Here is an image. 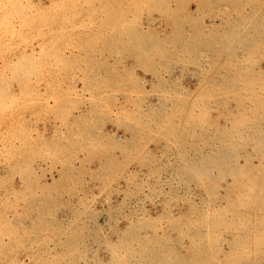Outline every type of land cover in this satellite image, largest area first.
Wrapping results in <instances>:
<instances>
[{
	"label": "rangeland",
	"instance_id": "rangeland-1",
	"mask_svg": "<svg viewBox=\"0 0 264 264\" xmlns=\"http://www.w3.org/2000/svg\"><path fill=\"white\" fill-rule=\"evenodd\" d=\"M216 1L204 5L199 0H0V264H108L113 260L111 256L115 259L113 264L123 258L133 264H142V258L139 260L136 252L141 246L133 238L141 232L157 233L160 240L152 248L161 250V246L173 260L178 256L189 260L201 247L204 254L201 252L202 256L198 258L203 264H264V227L259 226L264 225V219L259 220L264 218V200L256 199L257 202L251 199L254 200L251 202L247 197L246 203V198L238 200L235 193L225 191L223 194V184L229 176H222V171L214 167L207 171L211 175L205 177L199 175L203 170L196 171L199 163H212L199 160L217 142L216 137L220 138L219 132L223 131L221 127L225 119L223 115L217 118V114L224 113L227 108L237 104V96L233 94L235 89L226 83H219L214 91L203 85L216 77L219 71L225 72L224 62L237 60L238 66L244 70L247 62L251 63L256 57L255 60H259L256 62L264 66V51H256L251 58L246 57L248 59L243 55H239L237 59L232 58L228 50H223L225 48L218 39L222 37L214 30L211 32V27L203 26L212 20L214 24L219 22V15L223 14L225 5ZM198 30L201 39L197 38ZM133 33L143 36L142 47L137 49L141 57L134 56V49H130L135 45L134 39H131ZM202 38L206 39L202 41ZM249 59L252 60L248 61ZM242 90L244 89L236 92H244ZM204 92L208 95L204 96ZM177 96L178 99L175 98ZM200 103L207 106L201 109L198 107ZM168 106H173L170 107L172 111ZM197 108L204 111V114ZM83 109L88 127L93 133L87 139L88 146L90 150L97 152L95 156L98 163L95 168L89 167L92 162L84 168L87 164L85 161H66L64 147L56 151L54 146H50L45 132L38 130L37 124L43 120H54L59 127L69 128L74 122L72 118L82 115ZM168 113H172L174 117ZM169 117L173 120L172 123ZM192 121L195 122L190 126ZM201 122L204 125L200 133ZM170 124L174 125L170 127ZM245 124L244 122V132H251L245 128ZM113 127L116 129L112 130ZM167 128H170L171 133L173 128L177 130L172 135ZM214 128L216 129L213 130ZM178 131L183 134L179 133L177 136ZM245 133V139L238 140L243 139L245 142L242 148L234 151L233 163L236 161L245 164L249 159L255 164L262 162L254 143L250 141L252 138H248V133ZM61 135L64 142L69 139L79 140L81 137L78 132H62ZM181 136L184 140L178 139ZM83 140L86 142L85 138ZM109 141L112 142L110 148L105 146ZM139 141L141 145L138 144ZM180 145L183 149L185 146V149L182 150ZM116 150H121L120 160L113 155ZM247 156L250 157L246 159ZM191 163L195 165L194 171L190 168ZM181 166L189 167L193 172L189 168L188 171L184 170ZM183 171L190 173L187 175ZM217 172L221 174V178ZM189 176L197 177L195 180L199 181L188 179ZM212 178L216 181L213 182ZM177 180H180L179 183ZM216 190H219L218 194ZM233 195L234 200L242 202L243 206L234 204L233 201L231 205L226 200ZM223 204H226L224 209ZM236 217L242 222H238ZM144 218L145 222L148 218L150 221L146 228L145 222H141ZM230 221L233 223L228 224ZM138 222L142 225H138ZM202 234L209 235L205 237ZM219 237L221 241L218 242ZM240 237L245 239L242 238L236 246L228 243ZM132 250H136V253L131 258L128 257L129 260L125 254ZM236 250H240L238 254L241 256ZM135 258L139 260L138 263ZM228 259L233 262L230 263Z\"/></svg>",
	"mask_w": 264,
	"mask_h": 264
},
{
	"label": "bare ground",
	"instance_id": "bare-ground-1",
	"mask_svg": "<svg viewBox=\"0 0 264 264\" xmlns=\"http://www.w3.org/2000/svg\"><path fill=\"white\" fill-rule=\"evenodd\" d=\"M197 1V0H196ZM216 1V0H215ZM214 0H199V2L201 3V4H204L205 5V3H206V5H208L209 3L211 4V3H213V2H215ZM219 2L221 3V4H223V6H224V8H223V14H220L219 15V17H220V20H219V22L217 23V24H214L213 23V20L212 21H210L208 24H204L203 26L204 27H211L209 30L212 32V30H214V32L215 33H217L219 36H221L222 37V39L221 38H218L219 39V41L221 40V42L220 43H222L221 45L225 48V49H223V50H228L229 51V54L232 56V58H238V57H240L239 55H243L244 56V58H246V57H250L251 58V56L253 55V53L254 52H256V51H261V53H262V51H264V0H218V1H216V3H218L219 4ZM175 3V2H174ZM208 3V4H207ZM176 4V3H175ZM166 5V4H165ZM197 5V4H196ZM189 8V7H188ZM197 8V7H196ZM162 10V9H161ZM182 10V9H181ZM180 10V11H181ZM165 11V10H164ZM169 12V11H168ZM202 11H200V13H201ZM203 13V12H202ZM171 17V16H170ZM189 17V16H188ZM174 20V19H173ZM188 20V19H187ZM181 21V20H180ZM191 23V22H190ZM213 23V24H212ZM183 24V23H182ZM196 24V23H195ZM176 26V25H175ZM118 27V26H117ZM123 29V28H122ZM141 29V28H140ZM151 29V28H150ZM184 29V28H183ZM205 29H207V28H205ZM139 30V29H138ZM191 30V29H190ZM201 31H202V29H200ZM200 30H198L197 32H198V36H197V38H200L199 37V33H200ZM142 31V30H141ZM171 31V30H170ZM204 31V30H203ZM202 31V32H203ZM195 32V31H194ZM206 32V31H205ZM205 32H203L205 35H208L207 34V32L205 33ZM214 32H213V34H214ZM127 33V32H126ZM136 33V32H135ZM151 33V32H150ZM172 33H174V32H172ZM134 34V33H133ZM154 34V33H153ZM153 34H151V35H153ZM201 34V33H200ZM126 35V34H125ZM176 35V34H175ZM204 35V36H205ZM110 36V35H109ZM122 36V35H121ZM123 36H124V33H123ZM129 36V35H128ZM133 36V35H132ZM217 36V35H216ZM218 36V37H219ZM102 37V36H101ZM117 37V36H116ZM143 36H139V33H138V35L137 34H134V36L131 38V39H134L133 41H135L134 42V46L131 44V43H129V44H131V47L132 48H130V45L128 44V46H129V48L130 49H134V50H132V51H134V52H132V54L134 55V56H140L141 57V55L139 54V52H138V50L137 49H141V43H142V41H143V38H142ZM172 37V36H171ZM174 37V36H173ZM186 37H187V35H186ZM213 37H215V35L213 36ZM212 37V38H213ZM127 38H129V37H127ZM99 39V38H98ZM113 39V38H112ZM146 39V38H145ZM175 39V38H174ZM173 39V40H174ZM181 39V38H180ZM187 39V38H186ZM201 39V38H200ZM203 39V38H202ZM206 38H204L202 41H204ZM215 39H217V38H215ZM129 40V39H128ZM165 40V39H164ZM130 41V40H129ZM133 41H132V43H133ZM181 41V40H180ZM211 41H213L212 39H211ZM217 41V40H216ZM219 41H217L218 43H219ZM188 42V41H187ZM207 42H209V39L207 40ZM214 42V41H213ZM120 43V42H119ZM125 43H126V41H125ZM173 43V42H172ZM204 43H206V41L204 42ZM123 44V43H122ZM161 44V43H160ZM163 44H164V42H163ZM216 46L218 45V44H216V43H214ZM110 45L112 46V44L110 43ZM109 45V46H110ZM116 45V44H115ZM121 45V44H120ZM170 45V44H169ZM178 45H179V43H178ZM189 45V44H188ZM210 45V44H209ZM220 45V46H221ZM160 46V45H159ZM158 45L156 46V47H159ZM182 46V45H181ZM187 46V45H186ZM204 46V45H203ZM215 46V47H216ZM125 47V46H124ZM124 47H123V49H122V51H124ZM175 47H176V45H175ZM210 47V46H209ZM218 47V46H217ZM114 48V47H113ZM151 48V47H150ZM160 48V47H159ZM173 48V47H172ZM184 48V47H183ZM190 48H191V46H190ZM205 48H206V46H205ZM211 48V47H210ZM219 48V47H218ZM181 49V48H180ZM185 49V48H184ZM211 49H213V48H211ZM222 49V48H221ZM220 49V50H221ZM40 50V49H39ZM93 50V49H92ZM160 50V49H159ZM176 50V49H175ZM178 50H179V46H178ZM187 50V49H186ZM189 50V49H188ZM126 51V50H125ZM190 51V50H189ZM218 51V50H217ZM91 52V51H90ZM99 52V51H98ZM176 52V51H175ZM182 52V51H181ZM191 52V51H190ZM213 52V51H212ZM219 52V54H222V53H220V51H218ZM222 52V51H221ZM226 52V51H225ZM225 52H224V55H225ZM44 53V52H43ZM95 53V52H94ZM180 53V52H179ZM49 54V53H48ZM47 54V55H48ZM187 54V53H186ZM211 54V53H210ZM255 54V53H254ZM176 55V54H175ZM179 55V54H178ZM167 56V55H166ZM183 56V55H182ZM228 56V55H227ZM129 57V56H128ZM168 57V56H167ZM171 57V56H170ZM175 57V56H174ZM230 57V56H229ZM228 57V58H229ZM253 58V57H252ZM256 58V57H255ZM255 58L252 60V59H249L248 61H250V60H252V61H250L251 63H248L247 62V64H246V68L244 69V70H241V68H240V66H238V63H237V60H235V61H233V60H231V61H229L230 60V58H229V62H224V69H225V72L223 73L222 71H219V73H218V75L216 76V77H214V78H212V79H210V80H208L207 81V83H208V85H207V83L206 84H204L203 85V87L205 88V87H210V88H212V90L214 91V89H217L218 87H219V83H226V85L228 86H230V88H232V89H235V92H233V94L235 95V96H237V104L235 105V106H233V107H231V108H227L226 109V112H224V113H221V112H219L218 114H217V118H220V116L221 115H223V117H224V119H225V121H224V123H223V125H222V129H223V131L222 132H219V137L220 138H218L217 139V137H216V140H217V142L215 141V143L214 144H212V148L209 146V148H211V149H209L208 151L206 150V152L201 156V159L199 160V161H201V160H206L205 162H208V161H211L212 163L210 164V165H204V164H202V165H200V163L197 165V169H196V171L197 172H201V170H203L200 174L199 173H196V174H199V175H201V176H209V174H210V172H207V171H210L211 169V167H214V168H216V170H218V171H222V176H229V178L228 179H226L225 180V182H224V191H222L223 192V194H225L226 192L228 193V192H230L231 194L232 193H235L236 194V196L238 197V200H243V199H245L246 198V203H248V200H249V198H250V200L249 201H251V199H258V200H260V199H262V200H264V66H260L259 65V63H257L256 61H259V60H255ZM140 59V58H139ZM164 59V58H163ZM172 59H173V57H172ZM179 60H180V58H178ZM246 59H248V58H246ZM26 60V59H25ZM142 60V59H141ZM255 60V61H254ZM261 60H262V58H261ZM23 61V60H22ZM26 61H28V59L26 60ZM161 61V60H160ZM167 61V60H166ZM254 61V62H253ZM99 62V61H98ZM102 62V61H101ZM113 62H115L114 60H113ZM112 62V63H113ZM138 62V61H137ZM162 62V61H161ZM173 62V61H172ZM24 63V62H23ZM103 63V62H102ZM111 63V64H112ZM145 63V62H144ZM27 64V63H26ZM257 64V65H256ZM21 65V64H20ZM24 65H25V63H24ZM49 65V64H48ZM142 65V64H141ZM155 65H158V64H155ZM165 65V64H164ZM256 65V66H255ZM23 66V65H22ZM105 66V65H104ZM108 66V65H107ZM21 67V66H20ZM106 67V66H105ZM148 67V66H147ZM23 68V67H22ZM30 68V67H29ZM34 69V68H33ZM107 69V68H106ZM151 69V68H150ZM30 70V69H29ZM31 70H32V68H31ZM148 70V69H147ZM163 70V69H162ZM222 70V69H221ZM27 71V70H26ZM25 71V72H26ZM130 71V70H129ZM146 71V70H145ZM200 71V70H199ZM108 73V72H107ZM119 73V72H118ZM15 74V73H14ZM19 74V73H18ZM21 74V73H20ZM26 74V73H25ZM32 74V73H31ZM16 75V74H15ZM180 76V75H179ZM13 77H14V75H13ZM34 78V77H33ZM89 78V77H88ZM116 78V77H115ZM163 78V77H162ZM105 79V78H104ZM120 79V78H119ZM172 79V78H171ZM174 79V78H173ZM92 80V79H91ZM96 83H97V81H96ZM156 83V82H155ZM177 84V83H176ZM90 85V84H89ZM169 85V84H168ZM224 85V84H223ZM172 86V85H171ZM221 86V85H220ZM144 87V86H143ZM142 87V88H143ZM173 87V86H172ZM202 87V86H201ZM210 88H209V90H210ZM1 89V88H0ZM155 89V88H154ZM231 89V90H232ZM240 89H244V90H242V91H244V92H240V91H237L236 92V90H240ZM4 90V89H3ZM161 90V89H160ZM182 90V89H181ZM208 90V89H207ZM208 90V91H209ZM211 91V90H210ZM165 92V91H164ZM224 92V91H223ZM167 93V92H166ZM215 93V92H214ZM213 93V94H214ZM228 93V92H227ZM148 94V93H147ZM167 94H169V93H167ZM208 95V93H205L204 92V96L205 95ZM212 94V93H211ZM222 94V93H221ZM177 95V94H176ZM196 95V94H195ZM199 95V94H198ZM215 95V94H214ZM228 95V94H227ZM170 96V95H169ZM180 96V95H179ZM200 96V95H199ZM203 96V97H204ZM216 96V95H215ZM222 96V95H221ZM220 96V97H221ZM182 96H180V98H181ZM195 97V96H194ZM197 97V96H196ZM229 97V96H228ZM232 97V96H231ZM80 98V97H79ZM165 98V97H164ZM171 98H173V96L171 97ZM175 98H177L178 99V96L177 97H175ZM183 98V97H182ZM199 98V97H198ZM192 99V98H191ZM195 99V98H194ZM216 99V98H215ZM214 99V100H215ZM229 99V98H228ZM227 99V100H228ZM196 100V99H195ZM197 100H199V99H197ZM202 100V99H201ZM200 100V101H201ZM206 100H208V97H206V99H205V101ZM225 100V99H224ZM232 100V99H231ZM168 101V100H167ZM199 101V102H200ZM219 101V100H218ZM158 102V101H157ZM161 102V101H160ZM172 102V101H171ZM171 102L169 103V105L171 104ZM179 102V101H178ZM186 102V101H185ZM194 102H196V101H194ZM207 102V101H206ZM216 102V101H215ZM229 102H230V100H229ZM165 103V102H164ZM177 103V102H176ZM176 103H172V105H175ZM193 103V102H192ZM202 103V102H201ZM200 103V106H198V107H200L201 109H202V107H204V106H202V104ZM212 103V102H211ZM222 103V102H221ZM102 104V103H101ZM148 104V103H147ZM178 104V103H177ZM188 104H190V103H188ZM196 104H197V102H196ZM204 104V103H203ZM226 104V103H225ZM162 105H164V104H162ZM162 105H160V106H162ZM167 105V104H166ZM185 105H186V103H185ZM191 105V104H190ZM215 105V104H214ZM181 105H179V107H180ZM207 106V105H206ZM169 107V106H168ZM171 108L173 107V106H170ZM169 107V109H170V111H172V109ZM176 107V106H175ZM193 107H194V104H193ZM196 107V106H195ZM145 108V107H144ZM148 108V107H147ZM155 108V107H154ZM177 109V108H176ZM182 109H183V106H182ZM191 109V108H190ZM198 109V108H197ZM197 109H195V111L197 110ZM205 109V108H204ZM207 109V108H206ZM208 109H210L211 110V108H208ZM216 109V108H215ZM80 110V109H79ZM85 110V109H84ZM165 109L163 108V111H164ZM179 111H180V109H178ZM189 110V109H188ZM198 110H200V109H198ZM221 110V109H220ZM142 111V110H141ZM162 111V113L161 114H163L164 112ZM185 111V110H184ZM194 111V112H195ZM201 111V113L202 114H204L203 112L204 111H202V110H200ZM146 112V111H145ZM148 112V111H147ZM186 112H187V110H186ZM189 112V111H188ZM187 112V113H188ZM194 112H191V113H194ZM198 112V111H197ZM211 112V111H210ZM213 112V111H212ZM211 112V113H212ZM111 113V112H110ZM173 113V112H172ZM172 113H168V115H170L171 117H172ZM177 112L175 111V114H176ZM190 113V112H189ZM199 113V112H198ZM85 114V113H84ZM147 113H145V115H146ZM172 114V115H171ZM184 114H186V113H184ZM195 115H197L196 113H194ZM164 115H167V114H164ZM179 115V114H178ZM200 115V114H199ZM159 116V115H158ZM157 116V117H158ZM180 116V115H179ZM198 116V115H197ZM205 116V115H204ZM78 117V116H77ZM82 117V116H81ZM162 117H164V116H162ZM173 117H174V115H173ZM175 117H177V115L175 116ZM182 117V116H181ZM140 118H141V116H140ZM154 118H156V117H154ZM154 118H152V119H154ZM161 118V117H160ZM159 118V119H160ZM166 118V117H165ZM164 118V119H165ZM170 118V117H169ZM168 118V119H169ZM190 119H192L191 118V116L189 117ZM205 118V117H204ZM216 118V117H215ZM222 118V117H221ZM229 118V119H228ZM230 118H231V120H230ZM83 119V118H82ZM100 119V118H99ZM147 119V118H146ZM167 119V118H166ZM176 119V118H175ZM184 120H185V118H183ZM187 119V118H186ZM190 119H188V121L190 120ZM197 119H199V117L197 118ZM206 119V118H205ZM96 120V119H95ZM162 120V119H161ZM172 119L170 118V121H171ZM178 120V119H177ZM201 120H202V117H201ZM140 121V120H139ZM155 121V120H154ZM169 121V120H168ZM173 121V120H172ZM172 121H171V123H172ZM183 121V120H182ZM181 121V122H182ZM187 121V122H188ZM205 121V120H204ZM203 121V122H204ZM130 122V121H129ZM166 122H167V120H166ZM165 122V123H166ZM184 122V121H183ZM193 122H195V121H192L191 122V124L193 123ZM197 122V121H196ZM198 122H199V120H198ZM213 122V121H212ZM244 122L246 123L245 124V128H247L248 130H251V132H246V133H248V135H246L248 138H252L250 141L252 142V143H254V146H255V150H257L258 152H259V154H260V157L259 158H261V160H262V162L260 161L259 163H257V164H255V163H253V162H251L250 161V159L248 160V161H246V163L245 164H241L240 162H234L233 163V159L235 158L234 157V151H236V149H238L239 147H241L242 146V144L245 142V140L244 141H242L243 139H245L244 138ZM155 123V122H154ZM163 123V122H162ZM164 123V124H165ZM178 123V122H177ZM202 123V122H201ZM205 123H206V121H205ZM159 124V123H158ZM166 124H168V123H166ZM174 124H175V122H174ZM174 124H172V125H174ZM188 124H189V122H188ZM187 124V125H188ZM194 124H196V123H194ZM209 124V123H208ZM213 124H214V122H213ZM213 124H211V125H213ZM217 124V123H216ZM132 125V124H131ZM155 125H157V124H155ZM169 125V124H168ZM171 125V124H170ZM172 125L170 126V127H172ZM203 123H202V125H201V127L199 128V131H200V129H202V127H203ZM207 125V124H206ZM99 126V125H98ZM101 126V125H100ZM136 126V125H135ZM134 126V127H135ZM158 126V125H157ZM165 126V125H164ZM176 126L177 125H175V127L174 128H176ZM190 126H193V124L192 125H190ZM196 128H198L196 125H194ZM83 127V126H82ZM96 127H97V124H96ZM159 127V126H158ZM184 127V126H183ZM186 127V126H185ZM206 127V126H205ZM210 127V126H209ZM213 127V126H212ZM145 128V127H144ZM173 128V131H172V133L169 131V129L170 128H167L168 129V131L170 132V134H172L173 135V133L175 134V132L174 131H176L177 129H174ZM207 128V127H206ZM216 128H218V126L216 127ZM216 128H214L213 130H215ZM133 129V128H132ZM149 129V128H148ZM172 129V128H171ZM204 129V128H203ZM160 130V129H159ZM162 130V129H161ZM164 130H166V129H164ZM193 130H195L194 128H193ZM112 131V130H111ZM133 131H134V129H133ZM138 131V130H137ZM155 131V130H154ZM167 130H166V132H168ZM192 131V130H191ZM190 131V132H191ZM219 131V130H218ZM217 131V132H218ZM143 132V131H142ZM148 132V131H147ZM150 132V131H149ZM158 132V131H157ZM188 132V131H187ZM186 132V133H187ZM206 132V131H205ZM208 132H210V131H208ZM164 133V132H163ZM179 133H182V131H178V135L177 136H179ZM185 133V132H184ZM192 133H193V131H192ZM200 133H201V131H200ZM204 133V132H203ZM214 133V132H213ZM212 133V137H213V135L216 133H214L213 134ZM245 133V134H246ZM91 134V133H90ZM89 134V135H90ZM101 134V133H100ZM136 134V133H135ZM149 134V133H148ZM160 134V133H159ZM183 134V133H182ZM194 134H197V133H194ZM199 134V133H198ZM158 135V134H157ZM168 135V134H167ZM185 135V136H184ZM183 135V138L185 139V137H186V134H184ZM188 135V134H187ZM200 135V134H199ZM208 135V134H207ZM74 136H76V135H74ZM91 136V135H90ZM135 136V135H134ZM150 136V135H149ZM190 136V135H189ZM192 136V135H191ZM201 136V135H200ZM216 136V135H215ZM144 137V136H143ZM172 137V136H171ZM77 138V137H76ZM102 138V137H101ZM138 138V137H137ZM147 138V137H146ZM177 138V137H176ZM179 138H182V136L181 137H178V139ZM182 138V139H183ZM200 138H202V137H200ZM240 138H243V139H241V141H238ZM142 139V138H141ZM163 139H165V138H163ZM177 139V140H178ZM183 139V140H184ZM247 139V138H246ZM97 140V139H96ZM139 140V139H138ZM137 140V141H138ZM145 140V139H144ZM149 140V139H148ZM147 140V141H148ZM187 140H189V139H187ZM71 141V140H70ZM80 141V140H79ZM113 141V140H112ZM150 141V140H149ZM167 141V140H166ZM169 141V140H168ZM185 141H186V139H185ZM213 141H214V138H213ZM212 141V142H213ZM247 141H248V139H247ZM246 141V142H247ZM99 142V141H98ZM106 142V141H105ZM124 142H125V140H124ZM177 142V141H176ZM189 142V141H188ZM211 142V141H210ZM211 142V143H212ZM61 143V142H60ZM71 143H72V141H71ZM104 143V142H103ZM184 143V142H183ZM186 143V142H185ZM205 143V142H204ZM203 143V144H204ZM248 143V142H247ZM251 143V144H252ZM93 144V143H92ZM115 144V143H114ZM127 144H128V142H127ZM138 144H140V141L138 142ZM173 144V143H172ZM187 145H189L188 143H186ZM190 144H192L191 142H190ZM197 144V143H196ZM196 144H194V146L196 145ZM200 144H201V142H200ZM207 145H208V143H206ZM246 144V143H245ZM244 144V145H245ZM118 145V144H117ZM121 145V144H120ZM141 145V144H140ZM193 145V144H192ZM202 145V144H201ZM82 146V145H81ZM106 146V145H105ZM123 146V145H122ZM181 146V148H182V145H180ZM184 146V145H183ZM189 146H191V145H189ZM206 146V145H205ZM248 146V145H247ZM253 146V145H252ZM252 146H250L251 148H252ZM165 147V146H164ZM192 147V146H191ZM198 147V149H197V151H199V146H197ZM196 147V148H197ZM92 148V147H91ZM124 148H126L125 146H124ZM130 148V147H129ZM134 148V147H133ZM168 148V147H167ZM177 148V147H176ZM189 148V147H188ZM242 148V147H241ZM245 148V147H244ZM249 148V147H248ZM138 149V148H137ZM184 149H185V146H184ZM183 148H182V150H184ZM190 149V148H189ZM188 149V150H189ZM192 149H194V148H192ZM203 149V148H202ZM246 149V148H245ZM253 149V148H252ZM92 150V149H91ZM63 151V150H62ZM121 151V150H120ZM135 151V150H134ZM172 151V150H171ZM194 152H195V150H193ZM192 151V152H193ZM196 151V152H197ZM238 151V150H237ZM239 151H240V149H239ZM138 152V151H137ZM148 152V151H147ZM180 152V151H179ZM179 152H175L176 154L177 153H179ZM182 152H185V151H182ZM193 152V153H194ZM200 152H203V150L202 151H200ZM139 153V152H138ZM143 153H145V152H143ZM186 153V152H185ZM198 153V152H197ZM238 153V152H237ZM240 153H241V151H240ZM88 154V153H87ZM126 154V153H125ZM188 154H190V153H188ZM247 154H249V153H247ZM257 154V153H256ZM145 155V154H144ZM147 155V154H146ZM161 155V154H160ZM197 155V154H196ZM195 155V156H196ZM200 155V154H199ZM115 156V155H114ZM132 156V155H131ZM137 156V155H136ZM185 156H188V155H186L185 154ZM185 156H183V157H185ZM192 156H194V155H192ZM194 156V157H195ZM235 156H237V155H235ZM135 157V156H134ZM250 157V156H249ZM248 156L246 157V159H248L249 158ZM256 157H257V155H256ZM145 158H148V157H145ZM152 158V157H151ZM190 158V157H189ZM198 158H200V157H198ZM236 158H238V156L236 157ZM245 158V157H244ZM258 158V159H259ZM137 159V158H136ZM149 159V158H148ZM154 159V158H153ZM139 160H142V159H139ZM179 160H180V158H179ZM183 160H185V158L183 159ZM189 160V159H188ZM193 160V159H192ZM252 160H253V158H252ZM144 161V160H143ZM190 161H191V159H190ZM195 161V160H194ZM239 161V160H238ZM241 161V160H240ZM185 162H186V160H185ZM185 162H184V165H185ZM198 162V161H197ZM256 162V161H255ZM202 163V162H201ZM240 163V164H239ZM243 163V162H242ZM153 164V163H152ZM180 164V163H179ZM192 164V163H191ZM146 165V164H145ZM190 165V164H189ZM188 165V166H189ZM110 166V165H109ZM116 166V165H115ZM154 166V165H153ZM186 166V165H185ZM191 166V165H190ZM189 166V167H190ZM195 166V165H194ZM194 166H193V164H192V166L190 167L192 170H193V168H194ZM108 167V166H107ZM182 167V166H181ZM180 167V168H181ZM189 167H182L184 170H187L188 171V169L187 168H189ZM88 168V167H87ZM103 168V167H102ZM104 168H105V166H104ZM110 168V167H109ZM189 168V170H190V172H193V171H191V169ZM196 168V167H195ZM101 169V168H100ZM111 169V168H110ZM119 169V168H118ZM150 169V168H149ZM183 169H181V170H183ZM198 169H199V171H198ZM210 169V170H209ZM113 170V169H112ZM115 170V169H114ZM154 170V169H153ZM157 170V169H156ZM180 170V169H179ZM116 171V170H115ZM176 171L177 170H175V173H176ZM187 171L185 172V171H183V173L185 172V173H187ZM213 171V170H212ZM220 171V172H221ZM104 172H106V171H104ZM152 172V171H151ZM155 172V171H154ZM171 172V171H170ZM190 172H188L187 173V175L190 173ZM111 173H112V171H111ZM153 173V172H152ZM218 174H219V172H217ZM180 174H182V173H180ZM217 174V175H218ZM221 174H219L218 176H220V178L222 177L221 176ZM151 175V174H150ZM177 175V174H176ZM184 175H186V174H183V176ZM190 175H193V173H191ZM195 175V174H194ZM211 175V174H210ZM75 176V175H74ZM181 176V175H180ZM201 176H200V178H201ZM215 176V175H214ZM217 176V177H218ZM71 177H72V174H71ZM70 177V178H71ZM106 177V176H105ZM104 177V178H105ZM186 177H188V176H186ZM190 177V176H189ZM124 178V177H123ZM175 178V177H174ZM192 178H194V177H192ZM191 177L190 178H188V179H192ZM196 179H197V177H195ZM195 178H194V180H195ZM206 178H208V177H206ZM210 178V177H209ZM215 178V177H214ZM214 178H212V180H213V182L214 181H216ZM219 178V177H218ZM177 179V178H176ZM181 179V178H180ZM187 179V180H188ZM74 180V179H73ZM175 180V179H174ZM206 181L208 180V179H205ZM212 180H211V182H212ZM178 181V180H177ZM180 181V180H179ZM179 181H178V183H179ZM183 181V180H182ZM189 181V180H188ZM195 181H199V179L198 180H195ZM205 181V184L207 183ZM219 180H217V182H218ZM130 182V181H129ZM202 182H204V180L202 179ZM209 182V181H208ZM201 183V182H200ZM216 183V182H215ZM167 184V183H166ZM183 184V183H182ZM184 184H185V182H184ZM208 184V183H207ZM206 184V185H207ZM217 184V183H216ZM200 185V184H199ZM211 185V184H210ZM219 185V184H218ZM205 186V185H204ZM129 187V186H128ZM172 187V186H171ZM199 187V186H198ZM212 187H213V185H212ZM223 187H221V188H223ZM139 188V187H138ZM137 188V189H138ZM202 188H203V186H202ZM215 188V187H214ZM217 188V187H216ZM219 188V187H218ZM73 189V188H72ZM173 189V188H172ZM205 189V188H204ZM212 189V188H211ZM74 191V190H73ZM204 191V190H203ZM211 191V190H210ZM219 190H216V192H217V194L219 193L218 192ZM226 191V192H225ZM111 192V191H110ZM76 193V192H75ZM127 193H128V191H127ZM166 193V192H165ZM214 193V192H213ZM155 194V193H154ZM206 194V193H205ZM210 194H212L211 192H210ZM222 194V193H221ZM231 194H229V195H231ZM68 195V194H67ZM72 195V194H71ZM157 195V194H156ZM212 196H214L213 194H212ZM211 196V197H212ZM220 196V198H222L221 197V195H219ZM234 196V195H233ZM232 196V197H233ZM199 197H201V196H199ZM205 197V196H204ZM207 197H208V195H207ZM217 198V196H214V198ZM224 197H226V196H224ZM228 197V196H227ZM232 197H229L230 199H226V200H228V201H230L231 202V205H233V203H232V201L233 202H235L234 204H236V203H238V204H242V202H240V201H235L234 200V198H235V196L233 197V199H232ZM236 197V198H237ZM247 197H248V200H247ZM148 198H149V196H148ZM215 198V199H216ZM137 199V198H136ZM205 199V198H204ZM208 199V198H207ZM215 199H213V201L215 200ZM222 199H224V198H222ZM113 200V199H112ZM123 200V199H122ZM225 200V201H226ZM108 201H109V199H108ZM207 201V200H206ZM221 201V199H219V202ZM227 201V202H228ZM245 201V200H244ZM254 201V200H253ZM253 201H251V202H253ZM257 201V200H256ZM104 202H105V200H104ZM132 202V201H131ZM201 202H203V200L201 201ZM218 202V201H217ZM258 202V201H257ZM129 203V202H128ZM140 203V202H139ZM198 203V202H197ZM200 203V202H199ZM208 203V202H207ZM206 203V204H207ZM245 203V202H244ZM123 204H124V201H123ZM209 204V203H208ZM215 204H216V202H215ZM228 204V203H227ZM230 204V203H229ZM254 204H256V203H254ZM260 204H261V202H260ZM131 205V204H130ZM129 205V206H130ZM142 205V204H141ZM205 205V204H204ZM203 205V206H204ZM210 205V204H209ZM219 205V204H218ZM224 205L226 206V204H223V209H224ZM231 205H229V206H231ZM239 205V207L241 208V206ZM246 205V204H245ZM247 205H249V204H247ZM251 205V204H250ZM134 206V205H133ZM196 206V205H195ZM221 206V205H220ZM238 206V205H237ZM242 206H243V204H242ZM253 205H251V207H252ZM261 206V205H260ZM260 206H258L259 208H261ZM191 207V206H190ZM192 207H193V205H192ZM208 207V206H207ZM222 207V206H221ZM232 207V206H231ZM234 207V209L235 210H237V207H235V206H233ZM239 207H238V209H239ZM249 207V206H248ZM247 207V208H248ZM257 207V206H256ZM256 207H254L253 209H256ZM132 208V207H131ZM250 208V207H249ZM248 208V209H249ZM194 209V208H193ZM215 209V208H214ZM226 209V208H225ZM232 210H233V208H231ZM131 210V209H130ZM201 210V209H200ZM222 210V209H221ZM227 210V209H226ZM257 210L259 211V209L257 208ZM262 210H264V209H262ZM206 211V210H205ZM212 211V210H211ZM219 211H220V209H219ZM227 211H229V210H227ZM244 211H246V210H244ZM254 211V210H253ZM257 211V212H258ZM208 212V211H207ZM210 212V211H209ZM208 212V213H209ZM216 212V211H215ZM222 212V211H221ZM221 212H219L220 214H221ZM234 212V211H233ZM238 212H239V210H238ZM261 213H262V211H260ZM129 213V212H128ZM204 213V212H203ZM223 213V212H222ZM230 214H231V210H230V212H229ZM236 213V212H235ZM243 213V212H242ZM246 213V212H245ZM256 213V212H255ZM260 213V214H261ZM198 214H200V213H198ZM206 214V213H205ZM218 214V213H217ZM239 214V213H238ZM237 214V215H238ZM241 214V213H240ZM260 214H258V216L260 215ZM262 214H264V213H262ZM124 215H125V213H124ZM208 215V214H207ZM255 215V214H254ZM257 215V214H256ZM185 216V215H184ZM191 216V215H190ZM218 216V215H217ZM227 216V215H226ZM246 216H247V214H246ZM155 217V216H154ZM207 217V216H206ZM222 217H225V215L223 216L222 215ZM238 217V216H237ZM236 217V219H238ZM248 217V216H247ZM249 217H251V216H249ZM257 217V216H256ZM260 217H262L261 215H260ZM121 218V217H120ZM150 218V217H149ZM148 218V219H149ZM157 218V217H156ZM227 218V217H226ZM230 218H232L231 216H230ZM230 218H229V220H230ZM241 219H242V217H240ZM244 218H245V216H244ZM253 218V217H252ZM145 219L146 218H144L141 222H145ZM148 219L146 220V222H145V224H143V225H145V227L144 228H146L147 226H149V225H147L148 223L147 222H150V221H148ZM151 219H153V218H151ZM150 219V220H151ZM203 219V218H202ZM201 219V220H202ZM208 219H209V217H208ZM216 219H218V217L216 218ZM222 219V218H221ZM235 219V220H236ZM246 219V218H245ZM254 219V218H253ZM262 219H264V218H261V219H259L260 221H262ZM244 220V219H243ZM64 221V220H63ZM116 221V220H115ZM154 221V220H153ZM152 221V223H153V225H154V222ZM203 221V220H202ZM209 221V220H208ZM220 221V220H219ZM218 221V222H219ZM228 220L226 219V221L225 222H227ZM233 221V220H232ZM68 222V221H67ZM141 222H138V225H142L141 224ZM214 222V221H213ZM238 222H242V220L241 221H239V219H238ZM238 222H237V224H238ZM247 222V221H246ZM255 222H257V220H255ZM70 223V222H69ZM140 223V224H139ZM219 223H222L221 221L219 222ZM224 223V222H223ZM233 223V222H232ZM231 223V221L230 222H228V224H232ZM249 224H250V221L248 222ZM101 224V223H100ZM135 224V223H134ZM134 224H130V226H132V225H134ZM255 223L253 222V226H255L254 225ZM260 224H262V223H260ZM62 225V224H61ZM137 224H136V226H138ZM212 225V224H211ZM225 225V224H224ZM240 225H242L241 223H240ZM65 226V225H64ZM135 226V225H134ZM152 226V225H151ZM150 226V227H151ZM159 226H160V224H159ZM193 226V225H192ZM199 226V225H198ZM228 226H230V225H228ZM231 226H233V225H231ZM236 226H238L239 228H241L239 225H236ZM243 226V225H242ZM245 226H246V224H245ZM252 226V225H251ZM261 228L262 227H264V225H259ZM114 227V226H113ZM206 227H207V225H206ZM214 227V226H213ZM224 227V226H223ZM258 227V226H257ZM137 228H139V226L137 227ZM143 228V227H142ZM201 228V227H200ZM219 228V227H218ZM225 228V227H224ZM229 229H230V227H228ZM237 228V227H236ZM140 229V228H139ZM157 229V228H156ZM193 229V228H192ZM246 229V228H245ZM112 230V229H111ZM179 230V229H178ZM191 230V229H190ZM232 230H233V232H234V229H233V227H232ZM251 230V229H250ZM249 230V231H250ZM124 231V230H123ZM200 231H201V229H200ZM211 231V230H210ZM215 231H216V227H215ZM217 231H219V230H217ZM240 231V230H239ZM242 231V230H241ZM246 230H244V232H245ZM260 231V230H259ZM189 232H192V231H189ZM209 232V231H208ZM257 232H258V230H257ZM135 233V232H134ZM210 233V232H209ZM225 233H226V231H225ZM243 233V232H242ZM246 233H247V231H246ZM161 234V233H160ZM206 234V233H205ZM214 234V233H213ZM229 234H230V231H229ZM234 234V233H233ZM237 233H236V231H235V235H236ZM202 235H204V234H202ZM207 235H209V234H207ZM206 235V236H207ZM217 235V234H216ZM244 235V234H243ZM247 235V234H246ZM252 235V234H251ZM132 236H133V234H132ZM132 236H130L131 238H132ZM161 236V235H160ZM163 236V235H162ZM166 236V235H165ZM192 236V235H191ZM190 236V237H191ZM205 236V235H204ZM205 236V237H206ZM219 236H220V234H219ZM239 236V235H238ZM257 236V235H256ZM64 237V236H63ZM136 238V240L138 241V243L140 244V248L136 251V250H134V252H133V250H132V252H129L128 254H125V257L127 256V258L128 257H132V255H134L133 253H138V255H139V257H138V255H137V258L140 260L141 258H142V264H203L202 263V261H201V259L200 258H198V257H200V255H201V252H202V249L203 248H201V247H199L198 248V251L196 252V253H194L192 256H191V258L188 260V259H186V258H184V257H182V256H178L176 259H171V257H170V254H169V252L168 251H166V250H164V249H162V247L160 246V249L161 250H157V249H153L152 248V245L154 244V243H156V242H159V240H160V238H159V235H157V233H154V234H148L147 232H141V234H135L134 236H133V238ZM183 237V236H182ZM208 237V236H207ZM217 237V236H216ZM221 237V236H220ZM219 237V238H220ZM233 237H235V236H233ZM247 237H249V236H247ZM255 236H253V238H254ZM127 238V237H126ZM134 238V239H135ZM197 238V237H196ZM200 238H202V237H200ZM209 238H210V236H209ZM245 239V237H240V238H238V239H235V240H233L232 242H228V243H230V245H234V246H236L237 244H238V242L240 241V240H243V239ZM105 239H107V238H105ZM163 239V238H162ZM165 239V238H164ZM167 239H169L168 237H167ZM166 239V240H167ZM199 239V238H198ZM63 240H65L64 238H63ZM127 240H128V238H127ZM131 240H133V239H131ZM171 240V239H170ZM206 240V239H205ZM228 240V239H227ZM260 240V239H259ZM58 241H59V239H58ZM68 241V240H67ZM135 241V240H134ZM191 241V240H190ZM204 241V240H203ZM207 241H208V239H207ZM219 241H221V238H220V240H218V242ZM222 241H223V239H222ZM256 241V240H255ZM0 242H2V241H0ZM131 242V241H130ZM225 242H226V240H225ZM224 242V243H225ZM161 243H163V242H161ZM169 243V242H168ZM255 243H257V242H255ZM3 244V243H2ZM7 244V243H6ZM65 244V243H64ZM67 245H68V243H66ZM73 244H75V243H73ZM131 244V243H130ZM209 244V243H208ZM211 244V243H210ZM217 244V243H216ZM222 244V243H221ZM240 245L242 244L241 242L239 243ZM244 244V243H243ZM246 244V243H245ZM259 244V243H258ZM53 245V244H52ZM55 245V244H54ZM71 245V244H70ZM116 245V244H115ZM123 245V244H122ZM127 245H128V242H127ZM157 245V244H156ZM183 245H184V243H183ZM196 245V244H195ZM248 245V244H247ZM131 246V245H130ZM163 246H165V245H163ZM180 246V245H179ZM217 246V245H216ZM220 246V245H219ZM222 246V245H221ZM242 246V245H241ZM244 246V245H243ZM1 247L2 246H0V249H1ZM57 247H59V246H57ZM108 247V246H107ZM166 247V246H165ZM168 247V246H167ZM187 247V246H186ZM232 247V246H231ZM155 248V247H154ZM217 248V247H216ZM241 248V247H240ZM239 248V249H240ZM255 248H256V246H255ZM116 249V248H115ZM133 249V248H132ZM135 249V248H134ZM180 249V248H179ZM197 249V248H196ZM207 249V248H206ZM234 249V248H233ZM48 250V249H47ZM52 250V249H51ZM111 250V249H110ZM186 250V249H185ZM244 251H246V249H243ZM248 250V249H247ZM53 251V250H52ZM130 251V250H129ZM136 251V252H135ZM170 251V250H169ZM178 251V250H177ZM176 251V252H177ZM218 251V250H217ZM227 251V250H226ZM237 251V250H236ZM238 251H240V250H238ZM238 251L236 252L237 254H238ZM255 251V250H254ZM61 252V251H60ZM104 252V251H103ZM116 252V251H115ZM221 252V251H220ZM232 252V251H231ZM243 252V251H242ZM203 253V252H202ZM209 253H211V251L209 252ZM215 253V252H214ZM241 253V252H240ZM52 254V253H51ZM112 253H110V255H111ZM204 254V253H203ZM236 254V255H237ZM65 255V254H64ZM120 255V254H119ZM215 255V254H214ZM221 255V254H220ZM236 255H235V257L234 258H236ZM239 256H241L240 254H238ZM243 255V254H242ZM245 255V254H244ZM253 255V254H252ZM262 255V254H261ZM53 256V255H52ZM67 256H69V255H67ZM122 256V255H121ZM120 256V257H121ZM202 256V255H201ZM117 257V256H116ZM120 257H119V259H120ZM124 257V254H123V256H122V258ZM173 257V256H172ZM227 257V256H226ZM71 258V257H70ZM111 259H113L112 261H111V259H110V261H111V263H108V264H113L114 262V257L113 256H111L110 257ZM134 258V257H133ZM137 258H135V259H137ZM228 258V257H227ZM242 258V257H241ZM54 259V258H53ZM67 259V258H66ZM123 259H125V258H123ZM122 259V261H120V260H116L115 262V264H133V263H131V261L130 262H127V261H124ZM129 259V258H128ZM127 259V260H128ZM137 259V262L136 263H138V260ZM223 259V258H222ZM224 259H225V257H224ZM232 259V258H231ZM238 259H240V258H238ZM60 260V259H59ZM130 260V259H129ZM228 260H230V259H228ZM58 261V260H57ZM68 261V260H67ZM100 261V260H99ZM217 261V260H216ZM234 261H235V259H234ZM246 261V260H245ZM74 262V261H73ZM113 262V263H112ZM208 262V261H207ZM206 262V263H207ZM233 261H231L230 260V263H232ZM257 262H258V260H257ZM58 263V262H57ZM56 263V264H57ZM100 263V262H99ZM103 263V262H102ZM224 263V262H223ZM252 263H253V258H252ZM54 264H55V262H54ZM60 264V263H59ZM105 264V263H104ZM141 264V263H140ZM243 264V263H242Z\"/></svg>",
	"mask_w": 264,
	"mask_h": 264
},
{
	"label": "crops",
	"instance_id": "crops-1",
	"mask_svg": "<svg viewBox=\"0 0 264 264\" xmlns=\"http://www.w3.org/2000/svg\"><path fill=\"white\" fill-rule=\"evenodd\" d=\"M44 93V92H40ZM82 115L78 116L76 115L75 118H72L74 122L71 120V124L69 128H62L59 127L58 122H55L54 120H50L48 122L41 121L39 122L38 125V130L42 133L45 132V135L47 137V140L49 141L50 146H54L55 150L60 151L64 147V159L66 161H73L75 159H79L81 161H85L87 164L84 166V168L88 165L89 162H92V164L89 166L90 168H95L98 163V158L95 156L97 152H94L93 150L89 149L88 146V137L89 134H93L91 130L88 127V119L87 116L84 114L85 110L81 112ZM78 116V117H77ZM82 116V117H81ZM83 118V119H82ZM83 126V127H82ZM112 130H115L116 127L111 128ZM62 132H65V134L73 133V132H78L80 137L79 140H74V139H69L68 141H62ZM95 135V134H94ZM86 139V142H84L83 139ZM72 143H71V141ZM61 142V143H60ZM112 142H108L106 146L108 148L111 147ZM82 145V146H81ZM88 153V154H87ZM113 155H115L118 160L121 159V151L116 150L114 151Z\"/></svg>",
	"mask_w": 264,
	"mask_h": 264
}]
</instances>
